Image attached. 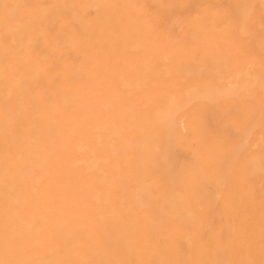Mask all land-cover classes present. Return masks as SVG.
Wrapping results in <instances>:
<instances>
[{
    "label": "bare ground",
    "instance_id": "6f19581e",
    "mask_svg": "<svg viewBox=\"0 0 264 264\" xmlns=\"http://www.w3.org/2000/svg\"><path fill=\"white\" fill-rule=\"evenodd\" d=\"M0 264H264V0H0Z\"/></svg>",
    "mask_w": 264,
    "mask_h": 264
}]
</instances>
